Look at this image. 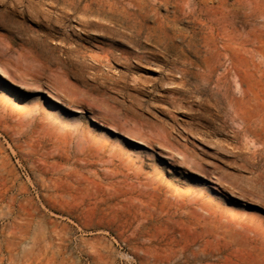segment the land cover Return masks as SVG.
<instances>
[{
    "label": "rangeland",
    "instance_id": "1",
    "mask_svg": "<svg viewBox=\"0 0 264 264\" xmlns=\"http://www.w3.org/2000/svg\"><path fill=\"white\" fill-rule=\"evenodd\" d=\"M186 1L0 0V264H264V0Z\"/></svg>",
    "mask_w": 264,
    "mask_h": 264
},
{
    "label": "bare ground",
    "instance_id": "2",
    "mask_svg": "<svg viewBox=\"0 0 264 264\" xmlns=\"http://www.w3.org/2000/svg\"><path fill=\"white\" fill-rule=\"evenodd\" d=\"M138 1H139V0H138ZM83 2H84V1H83ZM89 2H90V1H89ZM185 2H187V1L185 0ZM148 3H149V2H148ZM167 3H169V2H167ZM82 5H83V4H81V6H82ZM96 5H97V3H96ZM137 5H138V4H137ZM173 5H174V4H173ZM178 5H179V4H178ZM181 5H182V4H181ZM181 5H180V6H181ZM184 5H186V4H184ZM97 6H98V5H97ZM97 6H96V7H97ZM139 6H140V5H139ZM182 6H183V5H182ZM96 7H95V8H96ZM182 8H183V7H182ZM96 9H97V8H96ZM148 9H149V8H148ZM12 10H13V9H12ZM152 10H153V9H152ZM108 11H109V9H108ZM181 11H182V10H181ZM140 12H141V11H140ZM148 12H149V11H148ZM156 12H157V11H156ZM150 13H151V12H150ZM24 15H25V14H24ZM155 15H156V14H155ZM33 16H34V15H33ZM158 16H159V15H158ZM161 16H162V15H161ZM164 16H165V15H164ZM168 16H169V15H168ZM179 16H180V15H179ZM35 17H36V16H35ZM38 18H39V17H38ZM158 18H159V17H158ZM161 18H162V17H161ZM36 19H37V18H36ZM40 19H41V18H40ZM164 19H165V18H164ZM180 19H181V18H180ZM37 20H38V19H37ZM117 20H118V18H117ZM162 20H163V19H162ZM196 20H197V19H196ZM160 21H161V20H160ZM38 22H39V21H38ZM164 22H165V21H164ZM154 23H155V21H154ZM158 23H159V22H158ZM174 23H176V22H174ZM162 25H163V24H162ZM162 25H161V26H162ZM107 26H108V25H107ZM122 26H123V25H122ZM164 26H165V25H164ZM145 27H146V26H145ZM108 28H109V27H108ZM154 29H155V28H154ZM164 29H165V27H164ZM107 30H108V29H107ZM143 30H144V29H143ZM158 30H159V29H158ZM158 30H157V31H158ZM161 30H162V29H161ZM166 30H167V28H166ZM166 30H165V31H166ZM175 30H176V28H175ZM177 30H178V28H177ZM109 31H110V29H109ZM159 32H160V31H159ZM163 32H164V31H163ZM166 32H167V31H166ZM176 32H177V31H176ZM153 33H154V32H153ZM167 34H169V31H168ZM170 34H171V33H170ZM102 35H104V34H102ZM102 35H101V36H102ZM165 35H166V34H165ZM171 36H172V35H171ZM103 37H104V36H103ZM109 37H110V36H109ZM173 37H174V36H173ZM177 37H178V36H177ZM182 37H183V35H182ZM170 38H171V37H170ZM174 38H175V37H174ZM105 39H106V38H105ZM105 39H104V40H105ZM163 39H164V38H163ZM151 40H152V39H151ZM155 40H156V39H155ZM161 40H162V39H161ZM180 40H181V39H180ZM184 40H185V38H184ZM109 41L112 42V40H109ZM114 41L116 42L117 40H114ZM170 41H171V40H170ZM165 42H166V40H165ZM112 43H113V42H112ZM118 43H119V41H118ZM182 44H183V43H182ZM113 45H114V44H113ZM168 46H169V45H168ZM113 47H114V46H113ZM116 47H117V46H116ZM190 48H191V46H190ZM115 49H116V48H115ZM121 49H122V47H121ZM170 49H171V48H170ZM181 49H182V48H181ZM185 49H186V48H185ZM187 49H188V48H187ZM198 49H199V48H198ZM107 50H108V49H107ZM123 50H124V49H123ZM123 50H122V51H123ZM125 50H126V49H125ZM194 50H195V49H194ZM184 51H185V50H184ZM189 51H190V50H189ZM110 53H111V52H110ZM34 54H35V53H34ZM128 54H129V53H128ZM21 55H22V54H21ZM226 55H227V54H226ZM116 56H117V55H116ZM116 56H115V57H116ZM118 57H121V56H118ZM22 59H23V58H22ZM115 59H116V58H115ZM119 59H120V58H119ZM129 59H130V58H129ZM131 59H132V58H131ZM212 59H213V58H212ZM125 60H126V59H125ZM119 61H120V60H119ZM150 61H151V60H150ZM233 61H234V59H233ZM19 63H20V62H19ZM33 63H34V62H33ZM130 63H132V62L130 61ZM191 63H192V62H191ZM31 64H32V63H31ZM125 64H126V63H125ZM128 64H129V63H128ZM134 64H135V63H134ZM139 65H140V64H139ZM44 66H45V65H44ZM134 66H135V65H134ZM132 67H133V66H132ZM137 67H138V66H137ZM213 67H214V66H213ZM3 71H4V70H3ZM38 71H39V70H38ZM214 71H215V70H214ZM29 73H30V72H29ZM29 73H28V74H29ZM4 74L7 75L5 72H4ZM29 75H32V74H29ZM35 76H36V75H35ZM68 76H69V75H68ZM241 85H242V84H241ZM238 88H239V87H238ZM181 89H182V88H181ZM244 91H245V90H244ZM244 91L242 92V97H243ZM245 92H246V91H245ZM240 93H241V92H240ZM72 97H73V96H72ZM251 101H252V100H251ZM251 101H250V102H251ZM80 103H81V102H80ZM201 105H202V104H201ZM256 114H257V113H256ZM259 116H260V115H259ZM248 123H249V122H248ZM254 127H255V126H254ZM261 128H262V127H261ZM254 129H255V128H254ZM262 130H263V129H262ZM252 135H253V134H252ZM255 135H256V134H255ZM260 136H261V135H260ZM258 137H259V136H258ZM253 141H255V140H253Z\"/></svg>",
    "mask_w": 264,
    "mask_h": 264
}]
</instances>
